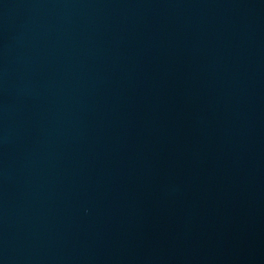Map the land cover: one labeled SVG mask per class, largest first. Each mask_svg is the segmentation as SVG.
Returning a JSON list of instances; mask_svg holds the SVG:
<instances>
[{"label": "water", "instance_id": "water-1", "mask_svg": "<svg viewBox=\"0 0 264 264\" xmlns=\"http://www.w3.org/2000/svg\"><path fill=\"white\" fill-rule=\"evenodd\" d=\"M0 264H264V0H0Z\"/></svg>", "mask_w": 264, "mask_h": 264}]
</instances>
